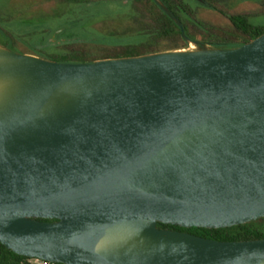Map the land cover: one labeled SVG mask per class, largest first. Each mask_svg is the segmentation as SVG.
Segmentation results:
<instances>
[{
    "label": "water",
    "instance_id": "1",
    "mask_svg": "<svg viewBox=\"0 0 264 264\" xmlns=\"http://www.w3.org/2000/svg\"><path fill=\"white\" fill-rule=\"evenodd\" d=\"M187 45L91 63L0 46L1 245L52 264H264V239L157 227L264 219V32Z\"/></svg>",
    "mask_w": 264,
    "mask_h": 264
},
{
    "label": "flooded vegetation",
    "instance_id": "2",
    "mask_svg": "<svg viewBox=\"0 0 264 264\" xmlns=\"http://www.w3.org/2000/svg\"><path fill=\"white\" fill-rule=\"evenodd\" d=\"M187 1L197 4L194 9L191 8L194 26L188 29L192 40L222 49L235 48L253 40L244 31L246 23H249L245 15H228L226 8L216 7L211 0ZM245 2L246 0H235V5L230 8L238 10ZM100 3L112 5V12L99 14L97 6ZM152 4V0H4L3 3L0 2V36L6 40L0 46L19 54L52 57L64 50L66 52L67 46L73 41L102 38L121 20L135 15L138 8L143 6L151 10ZM175 7L179 8L180 4H175ZM9 8L16 9L13 16H9ZM200 9H207L225 24L227 22L228 29H223L222 25L211 27L202 24L197 12ZM232 18H238L239 21L234 23ZM51 19L55 21L51 22ZM13 23H23L32 28L14 29L10 26Z\"/></svg>",
    "mask_w": 264,
    "mask_h": 264
},
{
    "label": "trees",
    "instance_id": "3",
    "mask_svg": "<svg viewBox=\"0 0 264 264\" xmlns=\"http://www.w3.org/2000/svg\"><path fill=\"white\" fill-rule=\"evenodd\" d=\"M152 9L143 6L135 15L121 20L107 35L98 40L73 41L67 51L52 57L40 59L60 63H91L96 60L110 58L135 57L151 53L179 50L188 41H194L188 33L194 26L193 10L186 0H152ZM179 3L180 7H175ZM232 22L239 21L232 18ZM243 22L245 20L243 19ZM183 28L182 35L179 25ZM244 31L249 39L260 36L264 29H256L246 23ZM198 42V41H194ZM203 43V42H199ZM261 226L256 223L226 229H182L167 225H157L160 229L189 233L201 238L222 242L249 241L264 239V219ZM29 259L14 254L0 244V264H25Z\"/></svg>",
    "mask_w": 264,
    "mask_h": 264
},
{
    "label": "rangeland",
    "instance_id": "4",
    "mask_svg": "<svg viewBox=\"0 0 264 264\" xmlns=\"http://www.w3.org/2000/svg\"><path fill=\"white\" fill-rule=\"evenodd\" d=\"M3 1L4 0H0L1 3H3ZM187 2L189 4L188 6H190L193 9L195 8V6H197V4L193 1H190V2L187 1ZM211 2L216 7L223 6L224 8H226L227 9L226 14L228 15L241 13L247 17L249 23L252 26L258 27V28H264V0H246L243 6L238 10H234L233 8H230L235 5V0H211ZM105 4L106 3H100L97 6V12L99 14H102L104 12H112L113 6L109 4H106V5ZM14 12H16V9L9 8V16H11ZM197 12H198V18L202 24H205L206 26L210 25L211 27L222 25L223 29H228L227 22L225 24L221 18H218L214 13H211L207 9H200V10H197ZM24 19H22V21H24ZM50 21L53 22L55 20L51 19ZM19 24L13 23V25H10V26H12V28L14 29H19L20 27H21L20 29H22V27L25 29L32 28L31 26H27V25L25 26L23 23H19ZM3 28L5 27H2V29ZM38 29H41V27H39ZM4 40H6V38L0 36V43H4ZM189 47H190L189 45H186V46L181 47V49H189ZM256 224L261 226L263 222L258 221L256 222ZM30 264H33V263L30 262Z\"/></svg>",
    "mask_w": 264,
    "mask_h": 264
},
{
    "label": "built area",
    "instance_id": "5",
    "mask_svg": "<svg viewBox=\"0 0 264 264\" xmlns=\"http://www.w3.org/2000/svg\"><path fill=\"white\" fill-rule=\"evenodd\" d=\"M30 262L33 263V264H52V263H48V262L37 260V259L29 261V262H27L25 264H30Z\"/></svg>",
    "mask_w": 264,
    "mask_h": 264
}]
</instances>
